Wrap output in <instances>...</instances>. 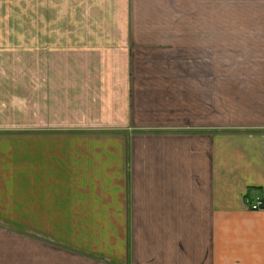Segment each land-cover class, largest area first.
<instances>
[{"label":"crops","instance_id":"obj_1","mask_svg":"<svg viewBox=\"0 0 264 264\" xmlns=\"http://www.w3.org/2000/svg\"><path fill=\"white\" fill-rule=\"evenodd\" d=\"M259 202L264 0H0V264H264Z\"/></svg>","mask_w":264,"mask_h":264},{"label":"built area","instance_id":"obj_2","mask_svg":"<svg viewBox=\"0 0 264 264\" xmlns=\"http://www.w3.org/2000/svg\"><path fill=\"white\" fill-rule=\"evenodd\" d=\"M262 209H264V204L263 203H261V202H259V203H257L256 205H253L252 206V210H262Z\"/></svg>","mask_w":264,"mask_h":264},{"label":"rangeland","instance_id":"obj_3","mask_svg":"<svg viewBox=\"0 0 264 264\" xmlns=\"http://www.w3.org/2000/svg\"><path fill=\"white\" fill-rule=\"evenodd\" d=\"M236 60L231 61V65H235Z\"/></svg>","mask_w":264,"mask_h":264}]
</instances>
